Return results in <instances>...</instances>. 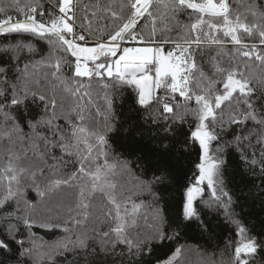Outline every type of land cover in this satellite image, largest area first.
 <instances>
[{"label":"snow or ice","instance_id":"snow-or-ice-1","mask_svg":"<svg viewBox=\"0 0 264 264\" xmlns=\"http://www.w3.org/2000/svg\"><path fill=\"white\" fill-rule=\"evenodd\" d=\"M210 2L225 10L211 11L209 0H122L126 8L113 0H37L20 7H10L20 0H0V146L42 157L49 167H42L37 179L59 167L67 171L71 164L68 176L75 181L86 168L67 149L77 132L87 133L89 144L103 149L104 162L115 158V165L133 174L139 185L125 192L130 203L121 210L147 208L153 214L144 213V230L135 224H104L82 241L73 232L78 243H60L53 238L66 237L73 223L79 229L83 217L66 225L25 218L20 194L6 188L0 192V264H38V249L45 252L39 264H182L193 249L203 264H264L259 255L264 239L241 217L226 175L229 153L235 152L243 173L259 178L244 194L264 200V0ZM57 21L71 31L55 30ZM101 27L111 30L100 32ZM145 27L151 35H145ZM92 34L118 50L96 61L78 57L74 44L101 46ZM129 48L162 53L175 73L157 87L155 62L145 67L155 93L147 102L130 76L114 79V62ZM85 62L99 71L81 75L79 65ZM97 87L100 91L93 94ZM185 102L198 115L184 113ZM184 124L190 125V135L186 144L178 142L175 155L198 147L199 162L173 223L159 188L172 182L168 165L177 160L169 150ZM28 191L33 198L38 194ZM202 209L209 219L219 218L217 226L222 221L234 229L211 253L185 239L195 228L214 240ZM112 215L105 211L106 219Z\"/></svg>","mask_w":264,"mask_h":264},{"label":"trees","instance_id":"trees-1","mask_svg":"<svg viewBox=\"0 0 264 264\" xmlns=\"http://www.w3.org/2000/svg\"><path fill=\"white\" fill-rule=\"evenodd\" d=\"M5 2H9V0H5ZM113 2L122 3V0H113ZM241 2H246V0H241ZM29 3L36 4L37 0H20V4H10V7H20ZM209 3L210 10L213 12L220 13L225 10L222 7L211 5L210 0ZM122 6L126 8L127 4L122 3ZM233 14L235 15V13ZM240 14L243 16V8L240 9ZM59 22L57 21V24L53 25L55 30ZM23 27H31V25H24ZM90 27L95 31V24ZM85 30L87 31L88 29L86 28ZM110 30V28L105 29L103 27L99 29L100 32ZM156 31L159 32L160 30L156 29ZM185 31L187 34V30ZM144 32L146 36L152 34L147 27H145ZM92 39L103 44L102 38L99 35L92 34ZM188 39H191L190 35ZM54 43L56 42L54 41ZM57 46L62 47V45ZM74 46L76 54L77 48L75 44ZM101 56H105V54L101 52L99 57ZM114 79L125 80L127 78L115 76ZM91 83L97 85L99 82L93 80ZM234 87H239V84H234ZM97 91H100L98 87L93 89V94ZM234 106H230L228 111L230 112L231 107ZM69 107H71V102H69ZM65 111L66 109L62 108V113ZM182 111L187 114L198 115L197 109L188 107L186 102L182 106ZM190 131L191 128L188 124L181 125L177 129V136L173 139L172 148L169 150L171 158L177 160L176 165H168L172 182L161 185L159 188L166 212L173 223L176 222L182 206L183 190L190 182L192 173L195 171V164L199 162L198 147H193L187 152L181 150L178 158L175 155L178 142L186 144ZM67 150L72 151L86 168L85 174L75 181H72L68 176V173L71 171V164L68 165L67 171L63 167H59L37 179L41 168L49 167L42 157H34L26 150L18 148L5 149L3 146H0V192H4L6 188H9L11 189L10 194L15 195L19 193L18 204L23 209L24 217L31 216L36 222L47 221L50 223L56 222L57 224L63 222V225H66L69 220H75L77 216L83 217L80 220L79 229L73 223L71 225L72 231L66 237L63 234H58L53 238L54 241L60 243H78L73 238V232L82 241L91 232L93 227L99 230L104 224H114L117 227H131L135 224L144 230L145 221L143 216L145 212H148L147 208L139 212L134 208L121 210L124 209L125 204L130 203V199L125 196V192L133 188H139V185L134 183L133 174L128 173L122 166L117 167L115 165V158L104 162L105 153L103 149L97 150L94 144H89L87 133L82 135L80 132H77L75 142ZM108 155L110 156L111 154L108 153ZM229 161L230 166L226 175L228 177V186L237 197V210L249 225L251 231L264 239V200L251 194H244L248 192V189L253 184L259 182V178L243 173L238 154L235 152L229 153ZM65 180H69L68 185L60 187ZM28 189L38 192L37 196L33 198ZM39 193H44V195L41 196ZM109 202L115 204L116 208L110 207ZM82 206H84L83 211H79ZM106 210L113 212L114 215L106 219ZM202 212H204L203 209ZM70 213L71 215H69ZM148 215L152 216L153 214L148 212ZM204 218L215 231L214 240L210 242L206 236L200 235L199 231L195 228L185 235V239L190 244L204 246L211 253L216 247H223L224 242L229 236L234 235V229L225 225L222 221L217 226L216 221L219 218L212 216L209 219L206 212H204ZM180 242L183 243L184 240ZM44 245L48 246L49 241L45 240ZM201 250L203 251V248ZM44 255L45 252L42 249L37 250L38 264L40 258ZM259 255L264 257V249L261 250ZM182 264H203V261L195 249H193L186 254Z\"/></svg>","mask_w":264,"mask_h":264},{"label":"rangeland","instance_id":"rangeland-1","mask_svg":"<svg viewBox=\"0 0 264 264\" xmlns=\"http://www.w3.org/2000/svg\"><path fill=\"white\" fill-rule=\"evenodd\" d=\"M63 28L66 31H71L70 26L66 22L60 21L56 26V30ZM104 44H101L98 48L84 49L79 45H76L77 56L86 57L87 60L96 61L101 52H104L105 56L108 54L114 55L112 50H105ZM155 62V78L156 86L159 87L162 78L167 75H175L172 69L167 65L166 58L160 52L153 53L152 49H132L129 48L122 53L119 59L114 62V72L123 78L130 76L131 81L134 82L138 87L144 90L146 102L151 100L155 93L153 88V76L149 73H145L144 69ZM178 66V65H177ZM100 67H103L101 64ZM112 65H109V74H112ZM79 71L81 75H89L91 73L88 63H82L79 65ZM99 71V69H98Z\"/></svg>","mask_w":264,"mask_h":264},{"label":"water","instance_id":"water-1","mask_svg":"<svg viewBox=\"0 0 264 264\" xmlns=\"http://www.w3.org/2000/svg\"><path fill=\"white\" fill-rule=\"evenodd\" d=\"M72 47L75 49V46L74 45H72ZM118 48H115V49H113V48H105L104 51L105 50H112L115 53L118 50ZM102 53H104V52H102Z\"/></svg>","mask_w":264,"mask_h":264},{"label":"built area","instance_id":"built-area-1","mask_svg":"<svg viewBox=\"0 0 264 264\" xmlns=\"http://www.w3.org/2000/svg\"><path fill=\"white\" fill-rule=\"evenodd\" d=\"M93 70L98 71V68H97L96 64H94V63L92 65V68L90 69V71L92 72Z\"/></svg>","mask_w":264,"mask_h":264}]
</instances>
